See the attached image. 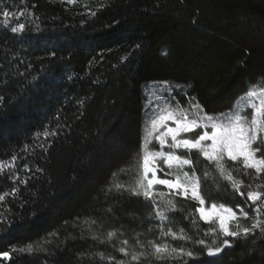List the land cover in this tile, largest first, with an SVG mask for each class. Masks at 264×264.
I'll return each mask as SVG.
<instances>
[{
  "label": "trees",
  "instance_id": "obj_1",
  "mask_svg": "<svg viewBox=\"0 0 264 264\" xmlns=\"http://www.w3.org/2000/svg\"><path fill=\"white\" fill-rule=\"evenodd\" d=\"M4 10L17 15H0V161L9 162L0 173V253L10 254L0 264H157L131 261L118 251L124 240L129 252L141 250L137 241L148 251L149 241L192 251L183 264H264L259 229L210 257L195 243L213 239L197 201L177 195L171 211L125 190L138 175L151 95L172 86L190 119L193 97L214 117L264 80V0H0ZM18 23L25 30L11 31ZM190 158L205 205L244 208L243 226L264 221L246 200L264 175L228 161L242 196L197 151ZM168 229L192 239L162 236ZM29 244L32 253L12 251Z\"/></svg>",
  "mask_w": 264,
  "mask_h": 264
},
{
  "label": "snow or ice",
  "instance_id": "obj_2",
  "mask_svg": "<svg viewBox=\"0 0 264 264\" xmlns=\"http://www.w3.org/2000/svg\"><path fill=\"white\" fill-rule=\"evenodd\" d=\"M65 2V0H61ZM70 5L76 4L77 0H66ZM25 13L20 12L19 15L23 16ZM5 18V22L9 17L16 18V13L4 10L0 12ZM95 15V13H93ZM25 30V24L18 23L11 31L22 32ZM166 83V82H165ZM264 80L258 81L256 85H252L246 93L245 108L251 112L250 117L243 112V110L234 111L227 118L213 117L212 115L201 114L203 109L199 102L193 103L196 98L193 97L190 101L191 108L195 110L194 118H189L188 109L177 106L174 109L165 108L151 120L150 129L147 131L145 137V144L143 155L139 159L138 175L135 180L134 186H128L125 190L129 191L131 195L136 197H144L146 200L159 199L162 204L168 206L169 210L176 211L177 205L174 197L179 195L184 198H190L198 201L199 207L196 212L199 213V219L208 223L210 226L204 231L205 236H212L211 245L206 240L199 239L195 243L204 245L207 248V255L214 257L224 251L225 248L232 246L236 239L241 237L248 238L257 229L264 233V221L254 219L250 227L243 226L240 223L241 219H249V212L244 208L239 211H234L230 207L223 204L217 205L212 203L210 208H205V198L200 192L199 178L195 176V172L189 175V172H183L185 165H192L193 161L190 155L193 150L197 151L209 163L214 164L216 168L226 176V179L231 182L233 189L244 196L245 193L241 191L244 186V181L236 179L233 176V170L227 166V162L231 161L233 165L239 164L236 171H244L248 175V170H254L255 179L264 175ZM239 108V105H237ZM169 121L175 124V127H169ZM196 129L202 131L196 133L195 136L184 138L181 133H191ZM45 131V137L52 135ZM147 137H154L160 145L159 151L148 150ZM171 138V142L167 143V138ZM210 141V143H209ZM167 143L169 151H164ZM175 149H186L188 155H177ZM15 157H13V160ZM162 160L167 169L177 168L182 172H177L174 179L159 178L157 171L164 172L165 176L170 175L164 168L157 166V161ZM9 167L8 161H0V173H4L5 169ZM39 171V169H38ZM154 185H164L169 189V192L156 191ZM118 189L125 188L124 185L117 184ZM251 187L250 185L248 186ZM264 188V184H258L257 190H249L246 193V200L253 202L252 211L259 214L264 210V203L257 205V202H264V191L258 189ZM5 199L4 195H0V201ZM161 219H166L163 213H158ZM192 223L195 225L196 220L193 219ZM215 225V226H213ZM115 232H108V237L115 236ZM162 236H171L172 239L191 240L183 229L180 233L174 232L172 229L161 232ZM222 239L217 241L216 237ZM140 251L129 252L127 249L128 241L121 242V247L118 251L125 256H130L133 262H142L148 259H153L157 264H168L170 261H181L183 258H192L194 253L186 250L183 247H175L168 243H157L149 241L147 248L137 241ZM13 252L19 251L21 253H32L33 246L31 244L19 249L13 248ZM5 259L10 258L8 252L0 253ZM103 258V257H101ZM115 260V257H111ZM116 264H126L124 260L116 261Z\"/></svg>",
  "mask_w": 264,
  "mask_h": 264
},
{
  "label": "rangeland",
  "instance_id": "obj_3",
  "mask_svg": "<svg viewBox=\"0 0 264 264\" xmlns=\"http://www.w3.org/2000/svg\"><path fill=\"white\" fill-rule=\"evenodd\" d=\"M160 87V86H159ZM163 88V94L161 95H151V97L148 99V104H147V108H145V117H144V130H143V146L142 148L144 149V144H145V137L147 136V131L150 129V122L153 118H155L161 110L168 108V109H174L176 108L178 105L177 101H176V96L172 95V86L170 87H162ZM246 94L243 95L240 99H238L235 104H233V107L227 111L226 113H222V114H226L223 115V118H227V116H230L234 111L237 110H243V112L245 114H247L249 117L251 115V112L249 109L245 108V104H246ZM237 105H239V108H237ZM193 113L195 114V110L193 109ZM202 114V113H201ZM222 114H218L214 117H221ZM169 123V127H175V124H173L171 121L168 122ZM202 131V129H201ZM186 133H181L180 135L182 137H184ZM184 138H188V137H184ZM149 143H148V150L149 151H159L160 149V145L159 142L154 138V137H147ZM171 142V138L168 137L167 138V143ZM167 143L164 147V151H169L170 149L167 147ZM210 143V141H209ZM181 149H175L174 151L176 152V154L178 155V151ZM157 166L160 168H164V170L166 172H169L170 175L165 176L164 172L161 171H157V177L159 178H168V179H174L175 178V174L177 172H181L180 169L177 168H173V169H167L166 166L163 164L162 160H158L157 161ZM188 165H185L183 167V172H187L188 170L186 169ZM182 175V172H181ZM189 175H192L191 173H189ZM196 176V175H195ZM155 186H163L164 188H166L167 190H169L166 186L164 185H154ZM189 197H190V193H189ZM198 202V201H197ZM219 205V204H217ZM200 206V205H199ZM211 205H205L204 207L210 208ZM228 207V206H226ZM234 210V209H233ZM236 211V210H234ZM199 214V213H198Z\"/></svg>",
  "mask_w": 264,
  "mask_h": 264
}]
</instances>
